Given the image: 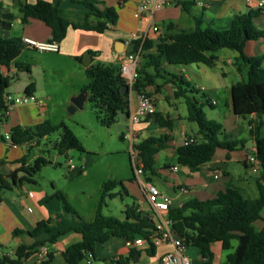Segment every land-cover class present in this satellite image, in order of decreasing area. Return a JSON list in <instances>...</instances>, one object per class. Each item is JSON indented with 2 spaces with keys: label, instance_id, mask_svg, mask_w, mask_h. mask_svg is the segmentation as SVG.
<instances>
[{
  "label": "trees",
  "instance_id": "obj_1",
  "mask_svg": "<svg viewBox=\"0 0 264 264\" xmlns=\"http://www.w3.org/2000/svg\"><path fill=\"white\" fill-rule=\"evenodd\" d=\"M81 4L87 8L83 20H73L62 15L59 7L47 0H37L29 3L17 0L18 14L23 23L31 19L43 21L51 29V41L62 42L70 27L75 29L93 30L104 32L117 24L119 13L113 6L101 8L98 0H81ZM258 11L250 10L247 13L234 15L232 23L227 29H217L213 26H204L201 19H196V26L191 29H179L174 31L172 23L166 25L165 31L156 39L137 38L132 41V49L138 50L141 45L143 60L138 67V78L135 81L136 93L147 91V87H153L154 92H161L166 84L173 89V97H184L187 105V119L196 122L198 132L196 141L181 145L175 149L177 162L188 166L192 171H197L202 164L213 158L218 148L233 151L239 146H244L245 139H234L231 134L225 133L222 124L207 116L206 106H213L210 97L197 89L195 84L183 74L168 70V66L203 63L214 66L218 59L215 52L228 48L239 53L238 59L248 69V79H241L232 85L231 97L233 111L243 118H250V136L255 141V155L261 163V174L257 178L259 196L254 199L246 198L240 189L230 185L225 190L217 193L210 199L200 200L193 198L184 202L180 207H170L169 216L173 220V227L185 238L190 247L198 250L200 264H212L215 258L213 245L219 243L226 252L225 261L222 264H264V228L257 229L255 221L262 218L264 208V55H248L244 48L248 41L264 39V29L257 27L255 17ZM12 12H3L0 9V28L2 24H10L16 18ZM96 18V21L92 20ZM28 47L22 37L15 36L5 38L0 33V68L10 66ZM90 54L94 52L89 51ZM84 55L75 56V59L83 64ZM84 65V64H83ZM18 69L30 72L29 63H16ZM85 74L88 83L83 89L88 91V99L93 104L97 118L102 124L111 125L119 122V110L129 111L130 91L122 93L121 89L126 84L120 73V65L91 63L85 66ZM13 76L0 74V133L8 116L5 115L6 105L4 93L8 90ZM159 79L161 82H159ZM34 84L31 83L26 94H32ZM200 96V97H198ZM152 124L154 127H168L173 129L174 119L165 116L161 111L154 115ZM56 130H62L61 138L55 143V148L60 154H67L72 148L82 149L76 136L69 130L64 122L53 124L49 120L32 126L15 125L9 130L10 145L27 146V152L20 160L25 162L30 155L34 144H38L45 135H50ZM2 140L8 141L3 135ZM124 138V135L121 136ZM167 136L150 135L141 139L135 146L140 149L144 163V171L155 173V159L157 153L166 148ZM35 142V143H33ZM53 162L43 156H38L34 163L23 167L18 171L25 172L21 181H34V176L43 166ZM17 182L16 172L13 173ZM121 185L122 181L111 180L104 184L103 194L96 208L92 220L80 218L81 225L75 228L82 234V239L69 245L63 256L69 264H80L89 256H95V246L105 243L114 236L132 240L140 234L148 232L153 226L149 217L138 209V205L129 206L125 210L126 217L121 219L115 215H107L103 212L106 196L116 197L119 192L110 190ZM65 212L78 216L76 209L69 202L66 194L56 189L53 193ZM79 217V216H78ZM67 230L55 231L50 220H42L36 223L31 230L15 229L14 235L28 234L35 240L32 243H22L18 246L13 256L0 254V264H24L33 253L43 245H50ZM49 234L48 238H40L43 234ZM236 241V244L234 243ZM142 253L154 255L155 247L138 249L131 247L129 256L119 258L111 257L109 264H128L132 259ZM54 257L53 251H49L42 264H48Z\"/></svg>",
  "mask_w": 264,
  "mask_h": 264
},
{
  "label": "crops",
  "instance_id": "obj_2",
  "mask_svg": "<svg viewBox=\"0 0 264 264\" xmlns=\"http://www.w3.org/2000/svg\"><path fill=\"white\" fill-rule=\"evenodd\" d=\"M24 1L34 3L37 0ZM47 1L57 5L62 15L67 18L83 20L85 17L87 8L79 2L81 0ZM98 1H101L98 4L101 8L104 6L115 7L119 13V20L117 24L102 33L72 27L68 29L67 36L59 43L60 50L57 52L62 50L64 54L70 55L79 64L81 63L75 59V56L84 55L86 52L92 50L94 53L91 54V63L96 64L100 62L120 65L123 56L131 49L133 40L144 37L154 40L159 34L165 31L166 25L170 23L173 24L174 31H176L179 29L194 28L196 26V19H201L204 26L210 25L221 30L230 27L235 14L247 13L252 10L258 11L254 20L257 26L264 29V6L257 8L256 5L247 4L246 0H207L210 3L208 7L198 4L199 0H178L177 3L155 12L154 15H149L152 23L159 26V32L148 29V22L134 15L136 0ZM16 2L17 0H0V9L3 12H12L17 15L10 24L1 26V35L5 38L19 36L22 38L30 37L37 41H50V27L38 19H31L28 23H23L21 16L18 14ZM92 20L96 21V18L92 17ZM29 49L38 50L34 48ZM244 51L248 55H264V39L248 41ZM215 54L218 56V59L214 66L193 63L168 66V70L183 74L195 84L197 89H201L202 92L206 93L210 97L213 105L212 107L209 106L210 114H207L208 117L222 124L225 133L231 134L234 139H245L246 143L244 146H239L233 151L218 148L213 158L202 164L197 171H192L188 166L168 162L164 167H155L154 174L151 173V175H148L145 172L141 177L142 180L151 181L158 185L164 195L171 197V207L173 208L180 207L184 202L193 198L200 200L213 198L218 192L225 190L230 185L238 187L246 198L254 199L259 196L257 178L261 174V166L251 165L245 160L247 152L255 151V141L250 136L248 120L250 118L256 119L257 117L252 115L248 118H243L234 113L231 89L232 85L239 80H231L229 82L227 79L232 73L229 65L236 66V72L240 80L243 79V73H245V68L247 69V67L240 63L241 61L238 59L239 53L235 50L224 48L215 52ZM19 57L10 66L1 67L0 74L13 76L18 81V83L16 82L14 85H10L9 91L7 90L9 93H26L27 87L33 83L34 89L32 94L36 100L34 102L18 103L8 115L0 133V254L13 256L19 245L22 243L29 244L35 240V238H32L28 234L14 235L13 231L15 229L31 230L37 222L50 220L55 231L67 230V232L60 235L54 243L48 245L49 251H53L54 253L53 259L48 264H69L63 256V251L69 245L82 239V234L75 229L80 227L81 217L63 210L60 201L53 196L54 191L58 189L54 182H51L52 188L49 190L38 187L35 176L33 182L27 180L21 181V178L25 177L26 174L18 170L32 164L30 155L24 163L20 161L27 152V146L9 145L7 141L1 138L2 135L5 137V134L15 125L32 126L49 120L46 117L48 106L37 97L40 93L37 77H40V79L42 77L38 72H35V68L37 69L40 66L42 71H44V68L40 62H35L33 66L31 64L30 72L18 69L16 63H28L19 59ZM207 66L220 68L223 79L217 82L208 73ZM202 71L206 73L208 79L206 78L204 80L198 74V72ZM205 83L208 87L205 86ZM77 94L78 92H75L73 96ZM130 95L132 99L133 95L135 96L133 102L136 104L137 93L132 91ZM152 95L157 101L158 111H161L163 114L164 112L160 108L161 99L164 100V97H167L169 104H176L175 97H173V89L169 84H166L161 92ZM185 117L187 119V115ZM153 118H146L137 125V143L150 135L167 136L169 140L166 142V148L172 147L176 156L175 149L182 145L183 138L186 135L197 137L198 125H196L197 127L194 130V125L187 119L190 122L188 123L187 130L183 132L177 144L169 146V142L175 140L170 134V131L173 129L168 127H154L152 124ZM48 137V135H45L43 138ZM174 166L178 168L175 170L173 169ZM14 172H16L17 182H15L13 177ZM132 179L137 181L135 176ZM111 192H116V189H112ZM130 192H134L131 187L127 192H124V195L128 196ZM139 193V196H136L134 199L135 205H138V209H140L139 202L143 198V187L141 185ZM117 196H120L121 200H123V194H118ZM128 207L129 204H124V209L121 210L122 216H118L119 218L124 219L126 217L125 210ZM262 220H264V216L255 221L257 229L264 228V224H259ZM48 237L49 234L45 233L39 239H46ZM108 243L111 246L110 250L107 252L105 250H99L106 248ZM170 247V245L160 246L158 248V254ZM129 249L130 247L124 237L114 236L105 243H98L95 246V256H89L83 259L80 264H103L95 263L94 260L108 262V259L111 257L116 259L120 256L127 257L129 256ZM213 251L215 258L212 264H222L225 261V259L223 260L224 251L219 243L213 245ZM145 259L146 255L142 253L132 259L128 264H139L141 260ZM44 260L45 257L35 252L24 261V264H42Z\"/></svg>",
  "mask_w": 264,
  "mask_h": 264
},
{
  "label": "rangeland",
  "instance_id": "obj_3",
  "mask_svg": "<svg viewBox=\"0 0 264 264\" xmlns=\"http://www.w3.org/2000/svg\"><path fill=\"white\" fill-rule=\"evenodd\" d=\"M19 59L28 62L30 66L31 64L33 66L35 62L42 64L44 71L38 66L37 69L35 68V72H38L42 77V79L37 77L40 86V93L37 97L48 106L46 117L53 124L64 122L82 147V149L72 148L66 155L60 154L55 148V143L61 138L62 130H56L48 138H42L39 145L34 144L29 156L32 164L38 156H43L53 162V164L43 166L35 174L38 187L50 190L52 188L51 182H54L58 189L66 194L78 216L85 220H92L103 194L104 184L111 180L122 181L125 190L131 187L135 193L130 192L126 196L121 185H118L115 189L116 192L121 191L123 200L120 196L116 198L106 196V203L103 207L104 214L122 216L121 210L124 209V204L133 205L134 199L140 194V184L132 179L134 174L130 161L131 141L129 138H121L128 131L127 123L125 122L122 128L118 127L119 122L109 126L102 124L88 98L82 106H77L75 110H71L73 94L83 90V87L88 83V78L85 74L84 65L75 62L73 57L64 54L62 50L50 52L25 48ZM229 67L232 73L227 78L228 81L240 80L236 66L229 65ZM207 70L217 82L223 79L220 68L207 66ZM198 74L204 80L207 78L203 71L198 72ZM243 79H248L246 68ZM16 82L18 83L17 79L13 78L10 85L12 86ZM205 86L208 87L207 84ZM9 89L10 86L8 91ZM147 91L155 93L153 87H147ZM11 94L22 96L24 93L12 92ZM133 99L135 100L134 95ZM174 100L176 101L175 105L169 104L167 97L160 100V108L164 114L174 118V127L170 134L175 140H171L169 146L179 142L183 132L187 130L188 123H190L185 117L188 112L185 98H174ZM34 101L30 99L28 102ZM205 111L208 115L210 114L209 106L205 107ZM191 124L194 125L195 130L197 123L192 122ZM245 124L247 125V123ZM155 160L154 167L156 168L164 167L168 162L179 165L172 147L161 149ZM69 162L73 163L75 168H71ZM147 174L151 175V172L148 171ZM162 177L164 178L163 175ZM261 215L264 216V209ZM259 224H264V220L260 221ZM234 243L236 244V241ZM110 249L111 246L108 243L106 248L99 250L107 252ZM188 254H190L193 264H200L197 248L189 247ZM225 256L226 252H223V260ZM94 262L108 264L107 261L94 260Z\"/></svg>",
  "mask_w": 264,
  "mask_h": 264
},
{
  "label": "built area",
  "instance_id": "obj_4",
  "mask_svg": "<svg viewBox=\"0 0 264 264\" xmlns=\"http://www.w3.org/2000/svg\"><path fill=\"white\" fill-rule=\"evenodd\" d=\"M177 2L178 0H136L134 15L137 18L145 19L149 24L148 29L159 32V26L152 23L149 15H154L155 12ZM246 2L249 5H256L257 8L264 6V0H246ZM198 4L208 7L210 3L207 0H199ZM23 41L28 47L42 51L57 52L60 50V45L57 41H37L30 37H24ZM141 48V45L138 50H133L131 47L130 53L128 55L125 54L120 62V73L126 84L130 86V92L133 91L132 86L138 78V67L143 60ZM3 97L6 105V110L4 111L6 116L10 114L18 103H28L30 99L36 100L33 94L24 93L22 96H14L8 91L4 93ZM157 111V101L153 95H149L145 91L137 93L136 104H134L130 95L129 118L126 121L128 131L124 134V138H129L131 141V167L135 178L143 187V198L139 202V210L149 217L153 226L148 229V232L140 234L132 240H127V244L130 248H156L154 255L144 253L146 259L141 260L139 264H192V258L188 254L190 246L185 242V238L173 227V220L169 216L172 203L171 197L164 195L155 183L143 181L141 178L145 171L140 149L135 146L138 141V130L136 127L144 119L154 117ZM5 138L10 145L9 132L5 134ZM195 141L196 138L194 136L186 135L183 138L182 145H188ZM245 160L251 165L261 166L255 151L247 152ZM69 166L75 168L74 164L70 162ZM177 168V166L173 167L175 170ZM162 245H170L171 247L158 254V248ZM37 252L40 256L46 258L49 252L48 245L41 246Z\"/></svg>",
  "mask_w": 264,
  "mask_h": 264
},
{
  "label": "water",
  "instance_id": "obj_5",
  "mask_svg": "<svg viewBox=\"0 0 264 264\" xmlns=\"http://www.w3.org/2000/svg\"><path fill=\"white\" fill-rule=\"evenodd\" d=\"M5 25V24H2ZM130 52L127 51L126 55H128ZM83 63L85 66H89L91 64V54L90 52H86L83 57ZM132 90H136V86H132ZM126 91H130V86L128 84L123 85L121 92L124 94ZM88 98V91L83 89L80 93L77 95L73 96L72 98V104H71V110H75L77 106H82L83 103L86 101ZM129 118V113L124 111L123 109L119 110V124L118 127L122 128L124 123L128 120Z\"/></svg>",
  "mask_w": 264,
  "mask_h": 264
}]
</instances>
